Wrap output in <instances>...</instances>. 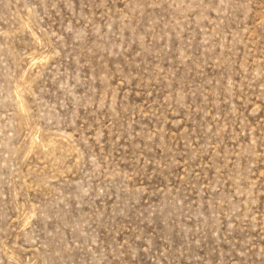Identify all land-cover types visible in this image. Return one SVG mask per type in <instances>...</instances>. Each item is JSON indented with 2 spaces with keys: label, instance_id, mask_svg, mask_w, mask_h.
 I'll return each mask as SVG.
<instances>
[{
  "label": "rangeland",
  "instance_id": "obj_1",
  "mask_svg": "<svg viewBox=\"0 0 264 264\" xmlns=\"http://www.w3.org/2000/svg\"><path fill=\"white\" fill-rule=\"evenodd\" d=\"M0 264H264V0H0Z\"/></svg>",
  "mask_w": 264,
  "mask_h": 264
}]
</instances>
